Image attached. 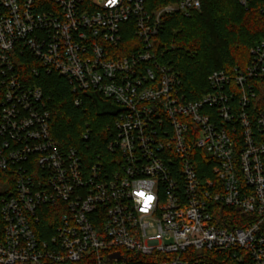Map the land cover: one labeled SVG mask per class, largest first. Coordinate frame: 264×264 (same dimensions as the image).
<instances>
[{"label":"built area","instance_id":"2783aa9c","mask_svg":"<svg viewBox=\"0 0 264 264\" xmlns=\"http://www.w3.org/2000/svg\"><path fill=\"white\" fill-rule=\"evenodd\" d=\"M200 7L0 0V264H264V40L193 99L154 47L169 16ZM20 57L65 78L75 105L94 93L116 107L107 156L57 145Z\"/></svg>","mask_w":264,"mask_h":264},{"label":"trees","instance_id":"16d2710c","mask_svg":"<svg viewBox=\"0 0 264 264\" xmlns=\"http://www.w3.org/2000/svg\"><path fill=\"white\" fill-rule=\"evenodd\" d=\"M200 2V9L187 17L169 16L154 39L158 59L175 70L182 91L191 99L207 91L206 79L210 72L245 67L250 60V48L264 40V0H248L246 5L238 0ZM133 39L135 35L128 24L118 46L120 55L130 52L128 43ZM16 65L29 84L42 89L50 114V134L57 145L64 150L74 148L85 164L97 156H107L106 145L112 137L114 116L111 112L98 111L97 101L113 104L94 93H81L82 101L75 105L76 95L65 78L55 72L31 73L30 68L38 63L24 57L18 58ZM203 170L208 171L209 165ZM46 208L51 211L49 206ZM51 226L48 218L42 220L39 228L43 237L50 235ZM75 264H95V259L85 255Z\"/></svg>","mask_w":264,"mask_h":264},{"label":"rangeland","instance_id":"374dc122","mask_svg":"<svg viewBox=\"0 0 264 264\" xmlns=\"http://www.w3.org/2000/svg\"><path fill=\"white\" fill-rule=\"evenodd\" d=\"M97 108L100 112H110L116 109L115 106L110 105L108 103H103L101 101H97Z\"/></svg>","mask_w":264,"mask_h":264},{"label":"water","instance_id":"95a60500","mask_svg":"<svg viewBox=\"0 0 264 264\" xmlns=\"http://www.w3.org/2000/svg\"><path fill=\"white\" fill-rule=\"evenodd\" d=\"M112 114H115L116 113V109H114L113 111H110ZM109 259H120L121 258V255L119 252H115V253H112L108 256Z\"/></svg>","mask_w":264,"mask_h":264}]
</instances>
